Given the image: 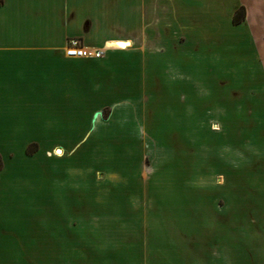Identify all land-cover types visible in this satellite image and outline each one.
<instances>
[{
  "label": "crops",
  "instance_id": "crops-1",
  "mask_svg": "<svg viewBox=\"0 0 264 264\" xmlns=\"http://www.w3.org/2000/svg\"><path fill=\"white\" fill-rule=\"evenodd\" d=\"M175 122L173 225L80 226V170ZM0 155V264H264V0H0Z\"/></svg>",
  "mask_w": 264,
  "mask_h": 264
},
{
  "label": "rangeland",
  "instance_id": "rangeland-1",
  "mask_svg": "<svg viewBox=\"0 0 264 264\" xmlns=\"http://www.w3.org/2000/svg\"><path fill=\"white\" fill-rule=\"evenodd\" d=\"M177 125L175 122L173 129L168 125L157 139H145L143 147L139 140L134 154L120 155L118 140H112V152L100 156L98 164L102 168L105 161L107 166L108 157L109 169L80 170V226L118 228L124 222L130 226L173 225L170 216L183 210V144L175 131ZM86 147L83 145L80 154H85ZM130 211L147 217L142 221L125 219Z\"/></svg>",
  "mask_w": 264,
  "mask_h": 264
},
{
  "label": "built area",
  "instance_id": "built-area-1",
  "mask_svg": "<svg viewBox=\"0 0 264 264\" xmlns=\"http://www.w3.org/2000/svg\"><path fill=\"white\" fill-rule=\"evenodd\" d=\"M105 49L87 45L81 37H69L66 43V54L71 57L100 58Z\"/></svg>",
  "mask_w": 264,
  "mask_h": 264
},
{
  "label": "trees",
  "instance_id": "trees-1",
  "mask_svg": "<svg viewBox=\"0 0 264 264\" xmlns=\"http://www.w3.org/2000/svg\"><path fill=\"white\" fill-rule=\"evenodd\" d=\"M245 17H246V8L245 6L242 5L234 12L233 19H232L233 23L238 24L242 22L245 19ZM37 148H38V144L35 142L28 146L27 151L28 153L32 154L37 150ZM1 167H2V158L0 155V168Z\"/></svg>",
  "mask_w": 264,
  "mask_h": 264
},
{
  "label": "water",
  "instance_id": "water-1",
  "mask_svg": "<svg viewBox=\"0 0 264 264\" xmlns=\"http://www.w3.org/2000/svg\"><path fill=\"white\" fill-rule=\"evenodd\" d=\"M121 44H127L126 42H122Z\"/></svg>",
  "mask_w": 264,
  "mask_h": 264
}]
</instances>
